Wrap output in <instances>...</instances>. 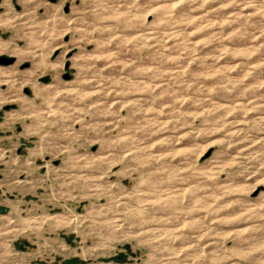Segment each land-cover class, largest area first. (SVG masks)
I'll return each instance as SVG.
<instances>
[{
	"label": "rangeland",
	"instance_id": "rangeland-1",
	"mask_svg": "<svg viewBox=\"0 0 264 264\" xmlns=\"http://www.w3.org/2000/svg\"><path fill=\"white\" fill-rule=\"evenodd\" d=\"M0 264H264V0H0Z\"/></svg>",
	"mask_w": 264,
	"mask_h": 264
},
{
	"label": "water",
	"instance_id": "water-1",
	"mask_svg": "<svg viewBox=\"0 0 264 264\" xmlns=\"http://www.w3.org/2000/svg\"><path fill=\"white\" fill-rule=\"evenodd\" d=\"M2 60H3L4 62H10V61H12V58H2Z\"/></svg>",
	"mask_w": 264,
	"mask_h": 264
}]
</instances>
